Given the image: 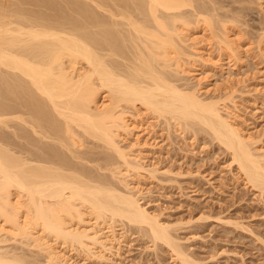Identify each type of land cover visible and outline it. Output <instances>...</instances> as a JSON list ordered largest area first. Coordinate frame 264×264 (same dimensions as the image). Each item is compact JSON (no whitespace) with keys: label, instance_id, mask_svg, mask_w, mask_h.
Segmentation results:
<instances>
[{"label":"bare ground","instance_id":"1","mask_svg":"<svg viewBox=\"0 0 264 264\" xmlns=\"http://www.w3.org/2000/svg\"><path fill=\"white\" fill-rule=\"evenodd\" d=\"M254 1L264 11V0ZM206 3L0 0L2 246L18 240L32 245L44 255L39 264L85 263L72 259L68 249L106 262L122 243L116 227L122 221L146 227L152 240L181 262L200 264L142 202L143 188L132 176L147 171L143 155L133 156L127 148L134 142H121L137 127L126 119V108L136 113L143 108L176 128L208 133L241 176L264 193V150L244 133L240 112L227 106L231 93L207 98L198 86L190 90L175 83L178 74L192 75L184 62L200 54L182 47L194 23L210 26L219 49L237 55L231 29ZM86 139L104 150L89 148ZM5 249L0 264L37 263Z\"/></svg>","mask_w":264,"mask_h":264},{"label":"rangeland","instance_id":"2","mask_svg":"<svg viewBox=\"0 0 264 264\" xmlns=\"http://www.w3.org/2000/svg\"><path fill=\"white\" fill-rule=\"evenodd\" d=\"M204 1L209 3H206L208 7L212 6L209 13L216 10L212 12L214 18L221 17L218 21L223 20L228 30L231 29L229 34L235 40L237 55H226L219 49L210 26L194 23L182 46L186 53H193L191 47L200 51L199 56L194 52L191 55L194 58L196 54V57L184 62L185 65L189 62L185 67L187 70L190 67L194 74H178L174 76L175 83L190 90L198 86L202 97L207 98L231 93L228 96L233 101L228 97L227 106L240 112L242 130L253 136L264 150V45L260 48L257 43L264 32V11L254 0ZM3 93L0 78V102ZM126 109V119L138 130L134 129L129 136L122 135V145L134 142L135 145L127 148L132 147L133 156L141 151L147 169L132 178L143 188L144 205L171 227L172 235L181 242L183 250L200 264H264V193L241 176L225 148L206 132L192 133L190 129L176 128L143 108L140 113ZM0 130L1 135L2 125ZM10 133L13 135V131ZM136 137L141 145L136 144ZM88 141L91 144L87 142L86 146L94 151L104 150L94 140ZM116 227L122 243L117 246V254H108L106 262L83 259L75 249H68L67 253L84 264H185L165 244L155 243L146 227L122 221H118ZM20 241H6L4 246L2 242L0 249L10 247L6 252L15 250L18 256L28 257L25 258L28 261H44L43 254L27 243L20 245Z\"/></svg>","mask_w":264,"mask_h":264}]
</instances>
